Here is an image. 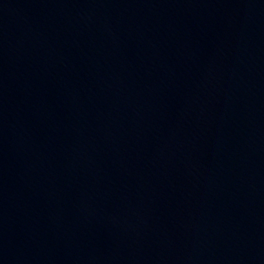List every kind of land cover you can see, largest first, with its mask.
I'll return each mask as SVG.
<instances>
[{
	"label": "water",
	"instance_id": "1",
	"mask_svg": "<svg viewBox=\"0 0 264 264\" xmlns=\"http://www.w3.org/2000/svg\"><path fill=\"white\" fill-rule=\"evenodd\" d=\"M0 264H264V0H0Z\"/></svg>",
	"mask_w": 264,
	"mask_h": 264
}]
</instances>
